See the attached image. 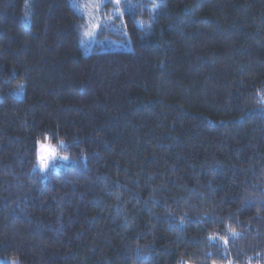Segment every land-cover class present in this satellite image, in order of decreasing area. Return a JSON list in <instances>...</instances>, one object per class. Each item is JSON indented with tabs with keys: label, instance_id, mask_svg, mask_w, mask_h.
I'll list each match as a JSON object with an SVG mask.
<instances>
[{
	"label": "trees",
	"instance_id": "16d2710c",
	"mask_svg": "<svg viewBox=\"0 0 264 264\" xmlns=\"http://www.w3.org/2000/svg\"><path fill=\"white\" fill-rule=\"evenodd\" d=\"M81 1L0 0V264H264V0Z\"/></svg>",
	"mask_w": 264,
	"mask_h": 264
},
{
	"label": "rangeland",
	"instance_id": "374dc122",
	"mask_svg": "<svg viewBox=\"0 0 264 264\" xmlns=\"http://www.w3.org/2000/svg\"><path fill=\"white\" fill-rule=\"evenodd\" d=\"M74 4L75 3H73V6L76 9L82 10V13L86 14L85 16L87 18V20H86L87 24L85 27H89V29L84 30L83 34H84V36L89 38V37L94 36L93 32L96 29H97L96 31L102 30V29H99L100 28L99 24L102 23V18L106 17V19H107V16H109L108 22L111 21V15L107 14L106 16H103L101 14V16H98L100 13H102V11L103 12L106 11L107 13L110 12L112 15L117 14V13L121 14L125 10L129 11L138 5H143V2H142V0H83V1H81V4L78 3L79 5H74ZM110 27H111L110 24H109V27H107V25H106L105 29H107V28L109 29ZM111 32H114V31H111ZM86 37H85L84 41H82V42L93 44L94 40L88 41L86 39ZM104 43H107L106 46L107 45H113V47H120L123 45V44H121L120 39H117V38L114 39V37L111 39H105ZM45 144H47V143H45ZM48 145H50V144H48ZM38 151H40L39 145H37V158H38ZM55 160H60V161L62 160L61 158L58 157L57 152H56L55 157L47 162L48 166L50 165L51 162H53ZM38 166L40 167L41 170H45L47 168V167L43 168L40 164V161L38 163ZM13 262H14L13 260H8L9 264H13Z\"/></svg>",
	"mask_w": 264,
	"mask_h": 264
},
{
	"label": "snow or ice",
	"instance_id": "6c2138e0",
	"mask_svg": "<svg viewBox=\"0 0 264 264\" xmlns=\"http://www.w3.org/2000/svg\"><path fill=\"white\" fill-rule=\"evenodd\" d=\"M48 138L45 137V140ZM62 143V142H61ZM39 149L38 151V160L40 161V164L43 168L48 167V161L53 159L56 155V149L52 147L51 145L38 142ZM64 159H67V157H64ZM15 264V262H13Z\"/></svg>",
	"mask_w": 264,
	"mask_h": 264
}]
</instances>
